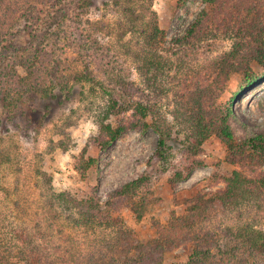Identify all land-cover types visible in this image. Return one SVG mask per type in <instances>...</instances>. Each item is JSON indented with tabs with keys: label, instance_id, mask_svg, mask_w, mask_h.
Here are the masks:
<instances>
[{
	"label": "rangeland",
	"instance_id": "rangeland-1",
	"mask_svg": "<svg viewBox=\"0 0 264 264\" xmlns=\"http://www.w3.org/2000/svg\"><path fill=\"white\" fill-rule=\"evenodd\" d=\"M77 1L0 0V78L5 80L7 71L12 75L6 94L18 97L13 95L30 89L28 86L35 88L38 94L26 92L25 97L34 99L35 107L47 114L40 124L36 121L42 115L31 114L32 124L27 126L21 120L6 121L0 108L1 237L11 245L36 246L39 251L33 257L37 260L47 261V256L58 259L68 249L73 254L86 253V238L92 235L66 219L67 214L62 213L52 194L65 192L77 201L94 199L106 211L111 194L145 176L147 184L139 189L136 203L141 218L123 206L124 200L118 203L121 208L111 210L112 214L142 243L159 239L158 233H164L169 238H164L168 246L163 264H186L190 243L176 242V234L165 231L172 215L180 217L199 196L207 198L224 189V180L233 171L264 172V164L256 166V158L250 152L236 149L232 153L216 136L203 142L196 155L190 157L185 151L190 147L188 132L184 128L181 131L174 120V109L179 103L175 93L183 88L179 85L187 78V68H194L199 74L196 80L207 91L208 84L217 78L219 60L237 45L236 58H229L228 64L238 65V70L228 68V78L222 80L224 89L212 101L213 107L229 109V125L237 143L264 137V59L256 56L264 49V0H234L229 14L216 9L212 0H149L156 24L164 33L157 44L163 67L156 74L158 88L163 91L159 113L172 132L164 173L155 156L158 135L153 129L144 133L130 129L107 146L98 144L104 140L99 120L104 117L108 100L97 86L79 80L82 60L99 80L104 79L106 67L137 86L142 80L134 54L126 44L129 35L124 32L127 25L121 16L123 1L116 6L114 0H95L94 5L81 12L79 25L73 14ZM202 13L212 17L215 13L220 21L213 22L220 27L216 32L214 26L207 28V35L201 40L194 37L198 34L189 38L188 31ZM255 21L261 25L255 28ZM227 28L239 31L234 35ZM254 28L255 32L262 30L254 39L256 48L251 55L252 48L244 43L253 40L250 36ZM35 48L42 59L32 68V76L23 67L33 59ZM178 67L184 68L183 74H178ZM193 75L188 73L190 79H194ZM250 79L258 83L254 88L247 86ZM118 122L115 117L107 121L112 127ZM237 152L241 153L238 158ZM190 162L193 165L187 173L184 166ZM173 165L184 167L182 179L174 185L170 182ZM260 197L258 202L228 210L231 213L217 212L206 222L205 229L215 233L217 228L227 226L234 233L242 229L246 234L251 227L264 234V195ZM141 198H145L142 207ZM217 234L223 237L219 239L223 246L226 238ZM204 242L207 248L216 244L215 240Z\"/></svg>",
	"mask_w": 264,
	"mask_h": 264
},
{
	"label": "trees",
	"instance_id": "trees-1",
	"mask_svg": "<svg viewBox=\"0 0 264 264\" xmlns=\"http://www.w3.org/2000/svg\"><path fill=\"white\" fill-rule=\"evenodd\" d=\"M122 1L125 6L122 8L121 16L127 25L124 32L129 35L126 44L134 54L133 60L137 63V71L142 80L141 86L121 79L119 74L108 67L102 73L103 80L94 78L91 69L84 60H82L84 67L79 80L97 86L108 100L103 109L104 117L99 120L100 134L105 141H99L98 144L107 146L130 129L140 130L142 133L153 129L158 135L155 156L163 170L162 173H164L166 170L164 165H167L170 149L168 142L171 140L172 134L171 129L159 113V104L162 100L160 92L163 91L158 88L156 74L163 67V58L157 53L159 52L157 44L161 42L158 40H162L164 33L156 24V16L151 10L149 0H114L113 2L117 6ZM93 2L95 0L77 1L76 9L73 10L76 24H80L81 12L94 5ZM211 2L217 6L216 9L229 14L234 0H212ZM217 18L215 13H213V17L208 13H202L188 31V37L198 34L199 37L197 35L194 37L201 40L202 37H206L207 28L211 30L212 26L215 27L214 32H216L220 25L213 21H220ZM236 23L238 22L236 21ZM259 25L261 24L255 21V28ZM255 28L250 36L253 40L250 43H244L252 48L251 55L254 54L256 48L254 39L260 36L262 30L259 28L255 32ZM226 30L234 35L239 31L235 28ZM236 46H232V50L219 60L220 66L218 69L216 68L217 78L208 84L210 88L208 87L207 91L199 84V80H196L199 78V74L195 72L194 68H187V74L186 71H183L187 78L179 85L183 88L180 87L175 93L179 103H176V109H174V120L179 124L181 131L184 128L188 132L187 140L190 147L185 151L190 154V157L196 155L203 142L211 136H216L227 145L232 153L237 150L250 152L254 156L253 158H256V166H261L264 164V137L255 136L237 143L229 125V109L221 110L213 107L212 101L224 89L222 80L228 78V73L226 74L228 68L231 67L234 72L238 70V65L228 64L229 58H236ZM32 54L33 59L25 63L23 68L28 75L33 76L32 68L36 67L38 62L40 63L42 56L36 48ZM256 54L259 60L264 59V49ZM178 62L183 65L181 61ZM183 69L178 67V74H183ZM7 72L9 77L6 75L5 80L0 78V108L6 114V121L15 123L16 120H21L29 126L32 124L31 114L36 113L42 115L38 116L36 121L40 124L47 114L35 107L34 99L25 97L26 92L38 94L39 91L27 85L30 89L27 88L28 90L23 93L13 95L18 97H11L12 93L6 94L8 90L5 89L9 78L12 77L10 71ZM188 73L194 74V79H190L191 76L188 77ZM246 83L249 84L248 87L252 86L251 88L258 84L251 79ZM65 92L69 91L65 89ZM1 94L5 95L4 98L1 97ZM29 101L33 103L30 104ZM111 117L120 121L116 127L107 123ZM24 127L27 130V127ZM239 154L241 153H236V158L239 157ZM193 161L199 162L195 159ZM192 165L193 162H190L184 166L187 173L191 170ZM172 167L173 174L170 182L174 185L182 179L184 167L177 168V165ZM249 172L233 171L231 177L224 180V189L212 193L207 198L199 196L198 201L189 207L182 216L172 215L165 231L176 234L174 237L177 239L176 242L190 243L191 250L186 264H264V234L261 231H255L249 227L246 234L242 229H237L234 233L227 226H224L225 228L222 230L217 228L218 231L215 233H211L210 229H205L206 222L217 212L220 214L231 213L233 211L228 210L246 203L258 202L260 196L264 195V172L256 170ZM147 180L145 176H141L120 187L109 196L106 211L102 210L99 202L94 199L77 201L65 192L52 194L58 206L62 207V213L67 214L65 215L66 219L71 221L75 228H80L86 234L92 235V237L86 238L88 239V251L73 254L75 252L68 249L63 251L66 255L58 259L47 256L45 258L48 259L47 261L39 258L37 260L33 257L39 251H36V246L33 248V245L25 246L23 243L11 245L10 242L2 239L0 234V264H163V255L168 246V242H165L164 238L168 236L159 232L158 235L161 238L142 243L111 211L121 208L118 203L124 200L123 206L130 207L137 217L141 218L142 213L137 211L136 203L140 197L139 189L147 184ZM141 199L143 203L140 207L145 204V198ZM218 232L226 238V243L223 246H220L221 240H219L223 237H220ZM204 240H215L216 244L207 248Z\"/></svg>",
	"mask_w": 264,
	"mask_h": 264
}]
</instances>
